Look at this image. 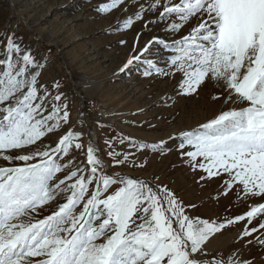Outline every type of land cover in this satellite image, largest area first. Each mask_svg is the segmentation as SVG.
<instances>
[{
    "label": "snow or ice",
    "instance_id": "6c2138e0",
    "mask_svg": "<svg viewBox=\"0 0 264 264\" xmlns=\"http://www.w3.org/2000/svg\"><path fill=\"white\" fill-rule=\"evenodd\" d=\"M120 6L124 12L129 6L136 10L117 21V31L144 21L146 14L158 17L144 22L145 29L171 20L165 30L173 34L196 19L189 34L172 43L153 37L138 48V34L119 72L144 64L145 77L179 73L177 95H198L211 83L221 90L213 100L247 105L170 139L179 140L180 158L203 173L201 181L220 178L217 198L233 194L248 210L221 222L192 218L186 209L196 205L186 206L166 186L112 172L134 154L117 152L105 141L111 158L105 161L90 133L83 167L72 159L58 162L70 152L84 151V133L69 127L59 82L53 85L55 95L45 85L38 87L47 61H38L14 34L5 33L6 43L0 40V159L11 166L0 167V264H257L244 253L249 246L264 249V202L250 203L264 201V0H110L98 11L107 14ZM157 46L171 53L163 68L149 58ZM63 128L67 131L55 146L43 143ZM129 143L138 150L171 151L164 140ZM29 147L33 150L25 152ZM62 195L65 202L57 210L35 220L34 213ZM239 222H245L235 241L243 242L239 248L227 258L209 249L217 234Z\"/></svg>",
    "mask_w": 264,
    "mask_h": 264
},
{
    "label": "rangeland",
    "instance_id": "374dc122",
    "mask_svg": "<svg viewBox=\"0 0 264 264\" xmlns=\"http://www.w3.org/2000/svg\"><path fill=\"white\" fill-rule=\"evenodd\" d=\"M107 2L110 0H0V40L6 43L4 34H14L22 48L29 50L38 61H47L38 78V87L45 85L55 95L57 90L53 85L59 82V92L70 112L69 127L84 133V151L70 152L69 157L62 156L58 162L72 159L75 165L83 167L89 133L94 132L95 147L105 161L111 160L107 155L110 147L105 141H111V149L133 153L131 161L144 165L133 167L130 161L126 165L113 167L112 172L149 182L153 187L166 186L186 206L196 205L195 208L186 209L190 217L219 218L218 222H221L225 217L243 214L248 210L246 204L236 200L233 194L217 198L222 183L220 178L201 181L203 173L187 166L176 149L179 140L170 137L198 128L223 111L238 110L247 105L225 103L223 97L213 100L214 95L220 96L221 90L211 83L201 87L198 95H177L178 83L182 78L179 73L169 77L154 73L145 77L142 75L146 68L144 64H134L124 73L119 72L132 54L138 34V48H143L153 37L172 43L188 35L196 26V19L192 18L173 34L165 30L171 20L150 24L145 29L144 22L158 17V13L146 14L144 21L135 22L130 29L117 31V21L131 15L136 9L129 6V11L124 12V6H120L110 13H100L98 6ZM175 2L178 0H173ZM121 40L126 43L121 44ZM2 48L3 44H0V50ZM152 51L155 55L149 58L155 59L158 67H165L164 61L171 53L159 46ZM3 69L4 66L0 65V72ZM65 131L67 128L49 134L43 143L55 146ZM119 137L125 138L123 144L119 142ZM129 140L147 144L164 140L171 151L160 154L148 149L138 150ZM32 150V147L24 149L25 152ZM3 166L11 165L0 159V167ZM58 175L62 178L64 173ZM115 187L112 186L109 191ZM64 202L63 195L58 197L41 209L39 215L34 213L35 220L50 215ZM261 202L264 201H250L251 204ZM244 223L227 226L211 240L209 249L214 253L222 252L227 258L243 243L235 241ZM249 247L250 251L245 250L244 258L255 257L257 264H260L264 249Z\"/></svg>",
    "mask_w": 264,
    "mask_h": 264
},
{
    "label": "bare ground",
    "instance_id": "6f19581e",
    "mask_svg": "<svg viewBox=\"0 0 264 264\" xmlns=\"http://www.w3.org/2000/svg\"><path fill=\"white\" fill-rule=\"evenodd\" d=\"M90 135H91L92 142L94 143V146H95L96 138H95V134H94V132L90 133ZM94 139H95V140H94Z\"/></svg>",
    "mask_w": 264,
    "mask_h": 264
}]
</instances>
